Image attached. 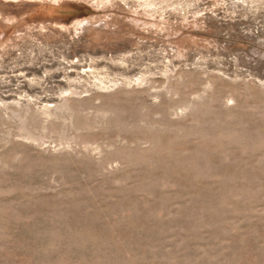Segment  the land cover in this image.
I'll use <instances>...</instances> for the list:
<instances>
[{
    "label": "rangeland",
    "instance_id": "obj_1",
    "mask_svg": "<svg viewBox=\"0 0 264 264\" xmlns=\"http://www.w3.org/2000/svg\"><path fill=\"white\" fill-rule=\"evenodd\" d=\"M0 264H264V0H0Z\"/></svg>",
    "mask_w": 264,
    "mask_h": 264
}]
</instances>
